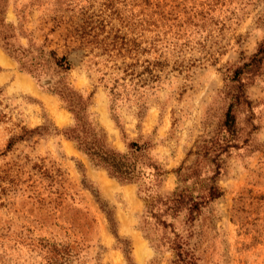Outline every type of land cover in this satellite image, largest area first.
Returning a JSON list of instances; mask_svg holds the SVG:
<instances>
[{
    "label": "rangeland",
    "instance_id": "374dc122",
    "mask_svg": "<svg viewBox=\"0 0 264 264\" xmlns=\"http://www.w3.org/2000/svg\"><path fill=\"white\" fill-rule=\"evenodd\" d=\"M0 13V39L41 76L0 42V264H172L174 240L195 264H264V65L233 107L235 147L214 157L228 77L264 40V0H0ZM57 83L92 94L115 151L145 148L132 158L147 177L121 183L63 136L74 122ZM22 128L46 131L6 152ZM146 157L166 172L159 187ZM181 168L194 173L183 185ZM212 185L221 196L192 222L157 201Z\"/></svg>",
    "mask_w": 264,
    "mask_h": 264
},
{
    "label": "trees",
    "instance_id": "16d2710c",
    "mask_svg": "<svg viewBox=\"0 0 264 264\" xmlns=\"http://www.w3.org/2000/svg\"><path fill=\"white\" fill-rule=\"evenodd\" d=\"M1 15V13H0ZM5 25L4 19L0 18V25ZM7 29L11 26L5 25ZM11 37V36H10ZM7 36L0 39L1 45L4 51L19 64L20 70L30 74L33 78L39 79L40 73L31 67H26L21 61V58L13 54L16 51L10 49ZM19 55H22L21 53ZM51 57V52L49 53ZM55 64L59 69L64 72H68L71 69V65L66 56L55 59ZM264 65V40L258 45L255 53L240 66L231 71L228 80L232 84L231 100L232 104L228 106V109L224 116L222 124L225 138L222 141V145L215 144L214 157H219L222 153L228 151L230 148L235 147L237 141V129L236 118L233 113V107L245 102L244 88L247 83H250L254 77H256ZM49 92L59 97V99L65 105V108L71 113L73 117V125L65 129L62 134L67 139L75 144L76 149L84 155L94 167L104 169L108 176L116 179L124 184H138L141 179L146 176L145 171L136 169L135 162L132 158V152L141 153L145 151L144 147L138 146L136 143L131 142L128 146V152L121 154L115 151L108 143L107 136L101 129H99L93 120L90 119L91 114L88 109L91 105L92 94L87 97H83L79 92L73 89L68 83H57L54 86H48ZM46 129H34L27 131L21 129L22 135L17 138H11L8 140L5 151L9 152L17 143V141H23L27 137L34 134H39V131ZM211 150V149H210ZM213 151V150H212ZM143 157V156H141ZM147 158V157H146ZM144 163L146 168L151 171L150 178L153 179L155 187H159L163 181V177L166 172L161 169L156 163ZM182 168L178 171V182L183 185L189 182L194 173L192 169H188V174L180 175ZM213 180V179H212ZM221 196L219 189L212 185L206 189L205 195L195 198L187 189H176L170 196L166 197L163 201L158 199L162 205L166 207V211L171 212V215L178 214L181 210H186L189 215L187 217L189 222L194 221V213L200 211V209L210 201L217 199ZM97 200L98 197L96 196ZM103 209L104 207L100 205ZM109 221L112 219L108 216ZM113 234L116 238V231L113 230ZM185 244L181 241L174 240L171 245V250L174 253V260L172 264H195L194 256L191 252L185 249ZM127 259L129 257H126Z\"/></svg>",
    "mask_w": 264,
    "mask_h": 264
},
{
    "label": "bare ground",
    "instance_id": "6f19581e",
    "mask_svg": "<svg viewBox=\"0 0 264 264\" xmlns=\"http://www.w3.org/2000/svg\"><path fill=\"white\" fill-rule=\"evenodd\" d=\"M1 55V54H0ZM0 63L1 64H5L6 62L4 61V59L0 56Z\"/></svg>",
    "mask_w": 264,
    "mask_h": 264
}]
</instances>
